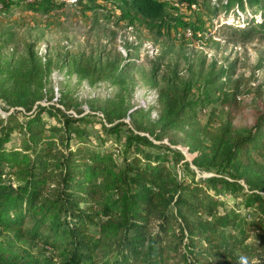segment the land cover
I'll return each instance as SVG.
<instances>
[{"label": "trees", "instance_id": "16d2710c", "mask_svg": "<svg viewBox=\"0 0 264 264\" xmlns=\"http://www.w3.org/2000/svg\"><path fill=\"white\" fill-rule=\"evenodd\" d=\"M107 1L117 4L125 19L160 28L167 24L168 10L191 12L200 0ZM214 1L228 9L236 4L233 11L238 12L262 0ZM34 2L48 5L47 0ZM176 27L186 30L190 25L179 20ZM42 80L32 59L14 72L10 86L0 85V99L16 109L0 118V235L12 232L15 242H38L50 256L24 255L14 242L1 241L0 264H242L245 259L264 264V168L251 155L264 147V115L245 135L230 137L226 129L210 151L193 160L202 174L223 176L198 177L188 162L182 164L187 171L182 176L168 166L169 154L146 149L172 153L179 164L184 160L182 152L156 145L150 137L161 140L160 133L188 122L186 113L203 102L187 100L190 84L177 94L173 108L166 97L160 132L149 119L144 124L149 113H130L123 99L119 106L112 103V110L106 108L114 115L110 127L103 125L107 133L119 134L126 123L114 125V120L130 117L141 119L143 127L137 128L150 135L129 130L119 164L110 152L84 148L91 135L86 117L40 104L46 98ZM17 108L28 115L12 126V115L21 112ZM43 115L57 123L48 128ZM201 132H186L182 141L189 150L198 149ZM14 133L20 143L9 146ZM223 191L241 194L245 208L258 216L250 220L236 210L220 212L218 195Z\"/></svg>", "mask_w": 264, "mask_h": 264}, {"label": "rangeland", "instance_id": "374dc122", "mask_svg": "<svg viewBox=\"0 0 264 264\" xmlns=\"http://www.w3.org/2000/svg\"><path fill=\"white\" fill-rule=\"evenodd\" d=\"M34 3L0 0V85L10 86L14 72L33 59L43 73L46 98L40 104L86 117L89 123L85 127L91 135L84 148L110 152L121 164L129 130L150 135L137 128L143 127L141 119L130 117L114 120V125L126 123L119 134L104 131L103 125L110 127V117H114L108 114L112 103L119 106L124 101L130 113L136 109L149 113L144 124L149 119L160 132L166 97L173 108L177 94L190 84L187 100L203 102L186 113L188 122L160 133L161 140L150 137L156 145L182 152L184 160L179 164L165 150H146L169 154L168 166L182 176L187 175L184 162L190 163L198 177L224 175L216 171L202 174L193 160L203 150L210 151L226 129L230 137L245 135L264 115V0L238 12L233 11L236 4L228 9L218 7L214 0H200L191 12L168 10L167 24L160 28L125 19L119 6L107 0H47L44 7ZM45 8L49 10L44 12ZM179 20L190 25L191 35L176 27ZM63 99L68 110L60 102ZM17 110L21 112L12 115V126L28 115L23 108ZM15 111L0 99V118ZM43 118L48 128L57 123L48 115ZM192 130L202 131L198 149L190 150L195 157L183 152L188 145L182 138ZM17 135L14 133L9 146L19 145ZM260 148L251 155L264 168V147ZM218 199L220 212L236 210L250 220L258 216L254 209L245 208L239 193L223 191ZM13 235H0V242H14L15 250L24 255L50 256L40 243L15 242Z\"/></svg>", "mask_w": 264, "mask_h": 264}, {"label": "built area", "instance_id": "2783aa9c", "mask_svg": "<svg viewBox=\"0 0 264 264\" xmlns=\"http://www.w3.org/2000/svg\"><path fill=\"white\" fill-rule=\"evenodd\" d=\"M185 33H188L189 35H191L192 34L191 29L190 28L186 29ZM183 152L185 154H187L188 156H193L192 152L188 148H186ZM193 157H195V156H193Z\"/></svg>", "mask_w": 264, "mask_h": 264}, {"label": "clouds", "instance_id": "9594fccd", "mask_svg": "<svg viewBox=\"0 0 264 264\" xmlns=\"http://www.w3.org/2000/svg\"><path fill=\"white\" fill-rule=\"evenodd\" d=\"M242 264H247V260L245 259V260H243L242 261ZM253 264H258V262H256V261H253Z\"/></svg>", "mask_w": 264, "mask_h": 264}]
</instances>
